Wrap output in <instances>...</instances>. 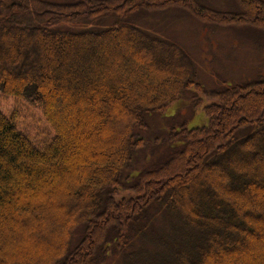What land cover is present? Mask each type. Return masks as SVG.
Here are the masks:
<instances>
[{"label":"trees","instance_id":"trees-1","mask_svg":"<svg viewBox=\"0 0 264 264\" xmlns=\"http://www.w3.org/2000/svg\"><path fill=\"white\" fill-rule=\"evenodd\" d=\"M234 2L0 0V91L53 131L36 146L0 111V264H102L112 247L121 264H264V75L208 92L207 124L134 167L146 116L203 91L185 49L138 22L177 6L264 28L263 0Z\"/></svg>","mask_w":264,"mask_h":264},{"label":"rangeland","instance_id":"rangeland-1","mask_svg":"<svg viewBox=\"0 0 264 264\" xmlns=\"http://www.w3.org/2000/svg\"><path fill=\"white\" fill-rule=\"evenodd\" d=\"M200 1L213 9L235 10V13L242 10V7H235L234 0ZM154 12L139 21V25L158 36L176 41L185 49L194 65V79L203 91L192 85L177 100L169 103L162 113L146 116L149 130L139 132L148 144L135 160L134 167H140L138 170L164 158L169 148L167 134L183 126L191 128L207 124L205 108L218 102L208 92L264 75V28L253 24L255 12L241 16L243 25L203 23L177 6ZM0 111L11 116L16 129L34 145L39 146L51 138L53 131L37 105L0 91ZM128 194L129 191L120 190L117 196ZM113 249L102 264H121V255L114 254Z\"/></svg>","mask_w":264,"mask_h":264}]
</instances>
